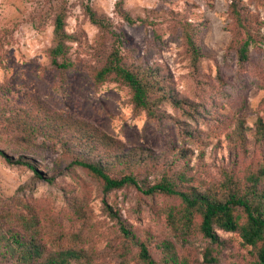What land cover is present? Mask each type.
Segmentation results:
<instances>
[{
    "label": "rangeland",
    "instance_id": "obj_1",
    "mask_svg": "<svg viewBox=\"0 0 264 264\" xmlns=\"http://www.w3.org/2000/svg\"><path fill=\"white\" fill-rule=\"evenodd\" d=\"M57 16L67 69L51 63ZM115 49L150 87L148 115L114 75L96 81ZM0 150L52 178L0 156V264H23L15 236L40 249L32 264H144L140 244L154 264H254L238 233L212 245L183 224L175 198L105 192L70 163L264 205V0H0Z\"/></svg>",
    "mask_w": 264,
    "mask_h": 264
},
{
    "label": "trees",
    "instance_id": "obj_2",
    "mask_svg": "<svg viewBox=\"0 0 264 264\" xmlns=\"http://www.w3.org/2000/svg\"><path fill=\"white\" fill-rule=\"evenodd\" d=\"M89 17L93 23H97L93 13L89 11ZM62 27L63 18L57 16L55 19L54 32L57 39L56 46L51 50V63L60 68L67 69L70 64L67 62H58V57L63 53L62 44ZM191 46V55L193 61L198 58L197 50L193 43L189 41ZM249 40L244 41L238 48V57L240 61H246L248 58ZM114 75V80L125 84L131 92V101L139 110L146 111L149 114V96L150 87L143 83L134 73L125 69L120 65V57L118 50H113L108 57L106 64L96 73V81L103 82L108 75ZM0 156L8 163L23 165L30 168L37 179H46L52 181V178H46L41 175L37 169L27 161L16 159L12 161L8 156L0 150ZM88 173L92 178L102 183L103 190L109 192L112 190H120L126 186H133L144 195H154L156 193L163 194L179 201L182 206L183 224H190L193 220L197 221V229L203 238L207 239L210 244L218 245L220 240L215 230L223 232L238 233L242 242L246 246H250L256 250V261L254 264H264V205L262 200L250 201L247 196L231 193L224 199L212 198L209 195H197L187 190H178L168 173H163L158 183L148 186L143 190L132 174H124L120 177H110L102 165L90 162L84 159L75 158L70 163ZM263 197V198H262ZM264 199V196H261ZM122 233L128 236L129 233L121 228ZM13 241L20 248L18 259L23 264H32L33 259L40 256V249L32 240L28 242L22 239L13 238ZM17 248H13L16 250ZM8 253L9 250L6 249ZM6 255L5 252L1 253ZM139 259L144 264H154L148 249L144 244L139 245ZM209 262L214 259L209 256ZM50 263H55L51 260Z\"/></svg>",
    "mask_w": 264,
    "mask_h": 264
}]
</instances>
